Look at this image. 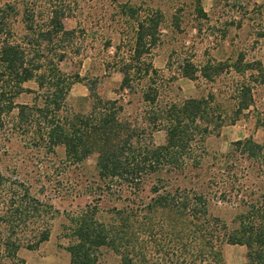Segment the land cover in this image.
Wrapping results in <instances>:
<instances>
[{"label": "trees", "instance_id": "16d2710c", "mask_svg": "<svg viewBox=\"0 0 264 264\" xmlns=\"http://www.w3.org/2000/svg\"><path fill=\"white\" fill-rule=\"evenodd\" d=\"M35 3H20V30L12 24L18 4L0 5V131L23 138L38 161L60 151L59 185L94 156L92 175L73 179L72 198L83 203L64 215L69 264H227L225 244L245 247L243 264H264V108L256 105L262 63L242 51L169 61L203 87L170 98L175 75L162 76L145 58L161 31L155 11L136 23L126 56L114 61L121 79L107 97L96 80L61 69L70 52H80L75 29L65 26L67 5ZM82 81L88 95L71 97L69 88ZM22 93L32 94L30 102L15 101ZM249 112L262 141L248 136L210 153L208 137ZM156 130L165 134L160 144ZM15 160L10 171L0 169V264L22 263L19 248L46 241L59 212L31 192L25 159ZM108 251L115 261H103Z\"/></svg>", "mask_w": 264, "mask_h": 264}, {"label": "rangeland", "instance_id": "374dc122", "mask_svg": "<svg viewBox=\"0 0 264 264\" xmlns=\"http://www.w3.org/2000/svg\"><path fill=\"white\" fill-rule=\"evenodd\" d=\"M2 1L0 0V5ZM9 1L11 4H18V14L12 21L17 30L21 29L20 3H26L31 8V3L36 1L33 6L36 9L39 6L41 9L45 8L47 3L66 4L68 10L67 18L64 19L65 26L75 29L74 40L79 45L80 52H70L61 63V69L70 74L78 70L80 75L96 80L98 93L107 97L115 95L113 90L118 87L121 79V73L114 67V61L126 56V47L133 39L136 23L145 20L155 11L162 14L161 31L156 44L147 50L145 58L152 62L162 76L175 75L172 88L168 92L170 98L196 95L203 88L201 86L198 89L195 81L180 76L173 67L168 68L169 61L174 64L180 57L190 58L198 63L209 58H231L236 51H242L245 59H257L264 68V0ZM200 8L206 13L205 16L199 13ZM78 59L82 60L81 65H77ZM24 85L29 88L36 87L33 81ZM69 94L73 98L87 96L85 82L74 83L69 88ZM256 95V105L259 109L264 108V90H259ZM31 98L32 94L22 93L15 101L26 103ZM164 135L163 130L154 131V142L162 143ZM248 136L257 142L262 141V129L257 125L253 112L222 126L218 135L208 137L206 145L210 153H223L228 150L232 141ZM60 157L61 153L58 151L57 156L51 160L47 156L38 161L23 138L11 139L0 131V169L10 171L13 160L25 159L24 168L31 177V192L41 198L48 197L59 211L52 220L48 239L34 248L20 247L17 254L23 260L22 263L11 264H69L70 256L66 249L68 239L64 236L67 220L64 215L66 211L76 209L84 201V198H72L75 194L72 189L73 179L82 174L83 177H90L95 161L93 155L89 156L85 160V168L73 169L69 172V180L64 185H59L55 179L60 176L59 171L63 167ZM64 187L68 189H63ZM102 204L109 206L110 202ZM222 251L227 264H243L246 261L243 245L225 244ZM102 259L113 262L117 258L108 251L103 253Z\"/></svg>", "mask_w": 264, "mask_h": 264}]
</instances>
